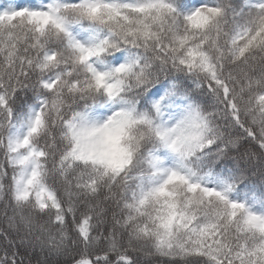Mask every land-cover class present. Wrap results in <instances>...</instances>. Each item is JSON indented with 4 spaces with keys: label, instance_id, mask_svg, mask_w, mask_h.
<instances>
[{
    "label": "snow or ice",
    "instance_id": "1",
    "mask_svg": "<svg viewBox=\"0 0 264 264\" xmlns=\"http://www.w3.org/2000/svg\"><path fill=\"white\" fill-rule=\"evenodd\" d=\"M0 264H264V0H0Z\"/></svg>",
    "mask_w": 264,
    "mask_h": 264
}]
</instances>
